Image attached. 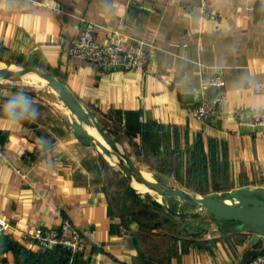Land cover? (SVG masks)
<instances>
[{
	"label": "crops",
	"instance_id": "1",
	"mask_svg": "<svg viewBox=\"0 0 264 264\" xmlns=\"http://www.w3.org/2000/svg\"><path fill=\"white\" fill-rule=\"evenodd\" d=\"M84 21L100 43L142 45L148 69L104 71L70 57L68 43ZM21 65L52 74L97 119L131 134L144 154L139 167L132 162L164 184L202 197L264 188V130L235 118L238 110L264 108V0H0V68ZM217 74L225 79L222 115L202 122L190 107ZM17 90L0 83V103ZM32 98L35 122L0 127L7 143L0 216L13 226L0 238V264H247L264 248V235L225 233L199 207L179 212L178 202L170 207L156 197L149 204L144 194L151 191L127 187L128 199L110 191L105 157L74 131L69 109ZM35 150L42 157L31 167L24 155ZM139 204L167 220L145 226ZM202 212L214 220L208 227L190 232L185 225L188 232L175 238L166 232L171 221H197ZM64 220L90 244L73 261L24 237Z\"/></svg>",
	"mask_w": 264,
	"mask_h": 264
},
{
	"label": "built area",
	"instance_id": "2",
	"mask_svg": "<svg viewBox=\"0 0 264 264\" xmlns=\"http://www.w3.org/2000/svg\"><path fill=\"white\" fill-rule=\"evenodd\" d=\"M94 28L93 23L83 22L75 38L68 43L67 52L70 57L94 64L104 71L148 69L150 55L142 45L125 47L118 39L100 43L96 39ZM224 86L225 79L222 74L213 76L205 83L200 98L190 107L191 116L206 123L218 120L222 115ZM210 87L215 89L213 95L205 92ZM258 89L260 85L256 88ZM235 118L241 126L251 131L264 130V108L238 110ZM6 148V141L0 140V161L5 160ZM41 157V152L35 150L25 154L24 160L33 167L39 163ZM15 170L21 172L20 169ZM12 228L11 223L0 216V238ZM24 237L35 241L44 250L61 248L70 254L72 261L87 254L90 248L85 234L69 220L62 221L57 227H39L32 234L24 233ZM247 264H264V248Z\"/></svg>",
	"mask_w": 264,
	"mask_h": 264
},
{
	"label": "water",
	"instance_id": "3",
	"mask_svg": "<svg viewBox=\"0 0 264 264\" xmlns=\"http://www.w3.org/2000/svg\"><path fill=\"white\" fill-rule=\"evenodd\" d=\"M11 67L0 68V76L14 75L15 73ZM26 71L35 73L44 79L47 86L53 90L62 103L76 116L77 121L72 122L71 127L77 134L92 139L93 143L106 154L110 153V149L104 145L102 140L111 148L117 147L116 141L98 123L95 114L87 111L80 105L55 76L32 66H22L18 74L22 75ZM89 125L95 127L102 140L88 131L87 126ZM126 159L130 168L122 162H120V167L129 180H134L136 183L144 185L149 191H154L161 196L178 197L187 203L198 206L202 211H206L216 221L220 222L221 229L225 233L247 230L264 235V188L251 189L243 187L222 195L197 196L181 188L168 186L153 175H151V178L146 177V172L140 171L129 156L126 155ZM154 204L162 206L159 201H154Z\"/></svg>",
	"mask_w": 264,
	"mask_h": 264
},
{
	"label": "rangeland",
	"instance_id": "4",
	"mask_svg": "<svg viewBox=\"0 0 264 264\" xmlns=\"http://www.w3.org/2000/svg\"><path fill=\"white\" fill-rule=\"evenodd\" d=\"M22 69V65L15 67L14 75L12 76H0V83L1 85L9 88H15L19 89L20 87H25L26 91L30 92L32 94V97L38 98V99H46L49 103L52 102V104L55 107L54 103H57L61 105V107H64L62 102L58 99L57 95L53 92V90L45 84L41 77L38 76L35 73L32 72H23L22 75L18 74V71ZM51 105V104H50ZM70 111V110H69ZM71 112V111H70ZM72 113V112H71ZM72 119L73 121H77L76 116L72 113ZM96 120L98 123L105 129V131L108 133V135L114 139L117 143L116 148L109 147L105 141L102 140L101 136L99 135L98 131L95 129L93 125L87 126L88 131L92 133L95 137L100 138L104 145L110 149V153L106 154L102 151V154L104 155V165H105V171L107 176V184L110 191L116 192L117 195L121 196L123 199H128L127 195V187H132L134 191L138 192H144V187L136 188V182L133 180H129L124 173L123 169L120 167V162L124 163L125 166L128 168V162L126 159V155L134 159L136 165H140V163L143 161L144 154L142 152V149L137 146V140L134 139V137L129 134L127 131H123L119 127H116L115 125L108 124L104 119L99 117V119ZM72 121V120H71ZM92 139L90 142L92 143ZM93 144V143H92ZM143 156V157H142ZM116 165V166H115ZM145 172V171H144ZM160 199L164 205L173 206L174 203L178 202L180 207H177L179 209V212H194L198 211V206H192L193 208H189V206H186L187 204L183 202V200H179L178 198H163L162 196H159L158 193L151 191V194L147 193L144 194V200L148 201L150 204L151 199L155 198ZM128 203V202H127ZM145 205V204H143ZM176 205V204H175ZM197 207V208H196ZM137 209V208H135ZM177 209V210H178ZM200 219L197 221H194L189 217L187 221L175 219L174 221H171L169 226L166 229V232L170 233L171 238H175L177 236H180L183 234V232L193 231L194 226L199 224L204 227H208V224L212 223L214 220L205 212ZM138 218L140 219V222L144 224L145 226L151 227L156 222L164 223L165 220H167L166 215L162 211H158L155 208H152V206H149V208H144L141 206V204L138 205ZM172 218V217H171ZM177 222L174 224V222ZM183 223V224H182ZM201 223V224H200ZM184 225V226H183ZM188 226V231L186 230V226ZM165 230H159L160 233H162Z\"/></svg>",
	"mask_w": 264,
	"mask_h": 264
},
{
	"label": "clouds",
	"instance_id": "5",
	"mask_svg": "<svg viewBox=\"0 0 264 264\" xmlns=\"http://www.w3.org/2000/svg\"><path fill=\"white\" fill-rule=\"evenodd\" d=\"M25 89L22 86L3 98L0 103V127L15 128L27 122H35L38 118L34 99Z\"/></svg>",
	"mask_w": 264,
	"mask_h": 264
},
{
	"label": "bare ground",
	"instance_id": "6",
	"mask_svg": "<svg viewBox=\"0 0 264 264\" xmlns=\"http://www.w3.org/2000/svg\"><path fill=\"white\" fill-rule=\"evenodd\" d=\"M11 69L14 70L15 67H11ZM41 79H42V78H41ZM42 81L46 84V81H45L44 79H42ZM115 166H116V165H115ZM145 175H146V177L151 178V174H150V173H147V172H146ZM135 184H136V188H139V187H142V186H143V187H144L143 190H144L145 192H149V190H148L144 185H141V184H138V183H135Z\"/></svg>",
	"mask_w": 264,
	"mask_h": 264
},
{
	"label": "trees",
	"instance_id": "7",
	"mask_svg": "<svg viewBox=\"0 0 264 264\" xmlns=\"http://www.w3.org/2000/svg\"><path fill=\"white\" fill-rule=\"evenodd\" d=\"M60 249H61V248H60ZM64 252H65V254H67V255H68V257L70 256V254H69L67 251H65V250H64Z\"/></svg>",
	"mask_w": 264,
	"mask_h": 264
}]
</instances>
